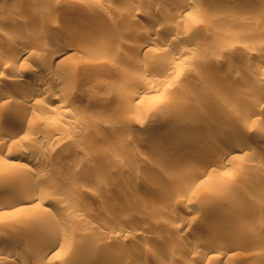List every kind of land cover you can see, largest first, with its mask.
Returning <instances> with one entry per match:
<instances>
[{"label": "rangeland", "instance_id": "1", "mask_svg": "<svg viewBox=\"0 0 264 264\" xmlns=\"http://www.w3.org/2000/svg\"><path fill=\"white\" fill-rule=\"evenodd\" d=\"M120 1L0 0V44L7 36H16L14 34L22 31L28 38L37 39L40 36V40L45 35L50 37L59 32L62 46L69 47L73 56L65 70L58 63H53L50 68L57 77L72 81L73 87L65 91L67 99L64 95L54 100L48 95H41L38 104L41 106L40 103H46L49 107L59 105L62 110L68 111L66 115L60 112L50 114L51 111L34 104L25 112V124L20 131H16L18 116L14 115L10 120L4 118L6 113L10 115L15 112L16 107L12 111L13 106L7 110L13 102H4L6 104L3 103L0 108V116L4 120L3 130L18 133L15 134L14 141L0 144V202L18 195L22 197L21 204L24 205L20 212L11 216L3 217V213L0 214V236L3 237L8 232V228L1 224L5 221L12 224L11 221H14L19 227H23L28 217L40 216L42 221L44 219L47 222L49 215L57 210L53 201L61 195L57 188L52 187V184L57 183L62 184L70 195L61 202L67 208L62 213L68 219L67 224L59 225L72 239V243L77 245L85 234L95 232L96 235L103 233L102 230L108 231L101 237L96 236L104 242L103 247L92 249L91 255L87 257L73 254L69 249L64 261L67 264H142L141 259L147 261L143 264H192L197 262L198 253L205 252L209 242L218 243L221 250L226 245L236 246L227 255H221L217 262L212 257L211 261L207 259L209 261H199L197 264H244L248 256H264V137L255 135L264 128V103L260 109H256L254 104L256 98L264 94V0H199L196 8L188 10L189 15L177 21L181 31L187 32L190 37L179 42L178 47L173 45L174 50L185 46L194 49L186 60H178L177 53L172 52L173 48L170 56L168 52L165 57V52L157 55L161 41L156 40L165 37L166 33L164 26L161 27L156 22L137 18L129 22V28L117 25L121 34L116 37L112 33L115 26H110L107 20L110 16L117 17L118 13L104 11ZM184 1L140 0L141 10H134L132 13L147 11L150 14H162L168 11L169 14L165 16H171L175 9H184ZM215 3L219 8L213 7ZM72 4L80 7L77 10L71 7ZM105 13L108 14L107 17H104ZM170 21L175 22V19L170 18ZM142 30L150 31L153 36L158 37L151 44V47L155 44L153 48L157 52L152 48L149 51H137L136 46L144 39ZM110 32L113 35H109ZM27 35L23 36L27 39ZM171 35L173 34L170 33ZM230 44L234 45L237 52L229 53ZM8 46L11 47L9 44ZM249 49L256 50L255 54L249 55ZM133 56L135 62L147 59L150 65L146 73L156 80L167 77L162 65L175 59L178 61V69L180 68L179 77L172 78L167 84L162 83V87L159 85L160 89L147 92L143 102L133 103L129 98L130 94L143 83L136 81L139 79L134 80L136 77L132 74L133 71L130 73L128 70L131 75L127 73V68L141 71L135 67L132 59L129 60ZM220 59L226 61L224 65H218L216 61H221ZM23 68L24 71L20 73L31 79V69L28 66ZM7 71H3L4 74L10 73ZM0 83L2 91L11 89L7 82L0 80ZM202 88L207 89V93ZM179 90L187 94L193 92V97L201 95V99L189 100L193 105L197 101L192 110L194 114L190 109L191 113L187 112L186 115L183 114L186 111L180 110L181 106L178 105L183 106L186 102L179 100L181 98L176 94ZM230 94L233 98L229 97ZM107 95L110 96V101H101ZM203 97L205 99L202 100ZM228 98L232 99L231 102ZM238 101L241 104L248 103L250 108L257 110L259 117L251 120L246 117L247 112H243L244 116H241L242 112L239 114L237 111ZM199 109H207L208 113L205 111L199 115ZM173 114L185 117L181 116L182 120L178 119V122L177 118L174 120ZM211 116L214 120L217 118L215 122ZM222 117L226 122L221 121ZM228 119H232L230 123ZM198 123L202 126L200 132L191 128L192 124L195 126ZM99 125L107 129V139L95 136V127ZM236 126L237 129L240 128L236 133L250 139L257 147L259 156L249 155L246 160L229 165L228 168H232V171L222 175L223 178L214 187L210 186L209 177L192 178L187 189L178 195L176 192H179V182L188 172L183 174L179 165L174 166L175 161L171 160L173 157L170 154L163 155V149L175 153L176 158L181 156L185 160H198L199 166L203 160L199 157L200 151H203L201 147L206 144L213 147L214 141L228 136H225L227 129H235ZM62 130L59 138L50 139L52 134ZM187 133L197 135L204 141L197 147L186 146L182 137ZM230 136L232 135L228 137ZM28 142L41 148L44 155L49 157L50 163L41 168L42 171L34 168L33 157L24 156L31 145ZM244 151L236 150L239 153ZM11 159L16 160V163H10ZM124 164H129L130 168H121ZM145 173L163 188L160 193L148 186H133L132 181L140 175H146ZM260 180L259 184L257 181ZM41 189L43 191L40 192L44 194H38ZM184 210H189L191 217L178 222L177 212ZM246 228L256 234L261 233L262 243L251 242L252 236L247 235ZM35 233L39 234L38 231H22L16 241H11L15 246L18 244L14 249L19 253L14 255H29L28 247L35 245L32 239L37 236ZM198 237L202 238V244L189 248L187 242ZM162 251L167 253L165 257L168 261L165 259L160 262ZM126 253L129 261L123 260L127 258ZM208 253L212 256L220 254L217 250ZM228 253L238 258L236 262L228 261ZM123 254L126 256L123 257ZM60 255L62 257L65 253ZM12 256L1 259L0 264H27V261L20 263L19 257L17 259ZM27 260L34 263L29 258ZM53 262L51 264H66Z\"/></svg>", "mask_w": 264, "mask_h": 264}, {"label": "bare ground", "instance_id": "2", "mask_svg": "<svg viewBox=\"0 0 264 264\" xmlns=\"http://www.w3.org/2000/svg\"><path fill=\"white\" fill-rule=\"evenodd\" d=\"M139 1L138 0H121L120 2H118L116 4L114 3L115 5L113 4V5L108 6V8H107L108 11L105 10L104 12H107V13L108 12H116V13H118V16L117 17L115 16L116 18L114 16L113 17L110 16V17H108V20L106 19L107 23L110 26L112 25V26H115V28H116L115 30L112 29V30H114L112 33L115 34V36L116 35L118 36V34H121V33L118 32V30H117L118 27H116L117 25L122 24L124 27L126 26L127 28H129L130 27L129 26V22L130 21L132 22L134 19L137 20V18L138 19L139 18H141V19L143 18L144 20L150 21L152 23L156 22L157 25L160 24L161 27L164 26L163 29H164V33H166V36L156 40L157 36L156 37L153 36L152 35L153 33H151L150 31L144 32V30H142L143 34L140 31V33L142 35V38H144V39L141 42V44L136 46L137 51H141V49L148 50V51L151 50V48L154 49L155 48V46H154L155 44L153 45L154 48L151 47L152 46L151 44H153V41L155 43V40L156 41L160 40L161 41V45L158 46L159 48L158 47H156V48H158L157 50L160 49L162 52L160 53V50H159V53L157 55H159V54L162 55L163 52H165L164 53V57H165V56H167V52H168V55L170 56V54L175 51L174 48H173V45H177V44H179V42L181 43L182 40L184 41L185 39H188L190 37V36H188L187 32L184 33L183 31H181V27L179 26V22H177V21H179L180 18H184V17H186V15H189L188 10L190 11L191 8H196L197 5L199 4V0H185V1L182 0V1H184V3L183 2L182 3L185 4L184 6H182V7H184V9H182V8L175 9L171 13V16L170 15L165 16L168 13V11L166 12L165 10H164L165 13H162V14H156V13L155 14H152V13L150 14L149 12L147 13V11L146 12L137 11L135 13H132V12H134V10H139L140 9L139 7H140V3L141 2H139ZM73 4H74V2H73ZM73 4L71 5V7H74L75 9L78 10V8L80 6H77L76 4L73 5ZM217 5L218 4L215 3V4H213V7L214 8H219V6H217ZM81 7H82V5H81ZM107 16H108V14L105 13L104 17H107ZM170 18L175 19V22L170 21ZM156 28L157 27H155V29ZM145 30H148V29H145ZM49 31L51 32V30H49ZM54 31L55 30H53V32ZM22 32L25 33L24 31H22ZM22 32L14 34L16 36H7V38H5V40L2 42V44H4V45L0 44V80L7 82L11 86V89L9 91H2V87L0 86V108H1V106H3L2 104L4 102L7 103V101H9V100L13 102V104L11 106L7 107V110H8V108L11 109L10 107L13 106V110L12 111H14L16 109L15 112L11 113L10 115L6 113L4 118L6 120H8V119L10 120V118L13 117L14 115H15V117L18 116V120L16 122V124H17L16 125V131L17 130L20 131V129L25 124V119H24L25 118V116H24L25 112L30 107L32 108L34 104H37L36 105L37 107L40 106L38 104L41 101V100H39L40 99L39 97L41 95L42 96L48 95L51 100L60 99V96L62 97L64 95L65 98L67 99V95H66L65 91H67L68 89L73 87L71 80H69V79L66 80L65 78H63L61 76L57 77L56 74L53 72V70H50L51 65L53 63H58L60 66L61 65L64 66L63 69L65 70V68H68L67 65L69 66V64L71 62V59L73 57L70 48L67 47V46H66L67 48L65 46H62L63 43L61 41V37H60L61 35L58 34L59 32L57 34L56 33L53 34L50 37H48L46 35L45 36L43 35L44 39H41V40L38 39V37H40V36H37L38 40L36 39V37H35V39L34 38L32 39L30 37L31 38L30 39V38H28V35L26 33L23 34ZM112 33L110 32L108 34L109 35L110 34L113 35ZM170 33H172L173 35L170 36ZM23 35H25V37L27 35V39ZM108 37H110V36H108ZM119 37H120V35H119ZM8 44L11 45V47H9ZM161 46H164V47H161ZM233 46H231V44L229 45V47H228L229 53H231L233 51L234 52L236 51V48L233 47ZM177 47H178V45H177ZM185 47L181 48V49H177L176 48L177 50L175 52L177 53V57L176 58H178V60L179 59L180 60H182V59L186 60L187 55L191 54L193 52V50H194L192 47H190V48H187V47L185 48ZM8 48H10V49H8ZM171 48H173L172 52H171ZM157 50H155V52H157ZM238 51H239V49H238ZM255 51H254V49H249L248 50V54L249 55H254ZM258 53H259V51H258ZM175 56L173 55V57H175ZM131 59L133 61L134 60V56L130 57L129 60H131ZM223 60H221V61L217 60L216 62L219 63L218 65H220V64H223V63L226 62V61H223ZM133 62H134V65H136L135 67L140 68L141 71H138V69H135V70L133 69L132 70L130 68H127V73L130 74L131 71H133L132 74L135 75L134 77H136V78H134V80L135 79H139V80H136V81H139L140 83L143 82L142 86L139 83L140 85L137 87L138 89H136V90H134V88L132 89V91L133 90L134 91L131 92L130 97H129L130 100L133 103L135 102L136 104H139V103L143 102V99L145 98L147 92H149V91H151V90H153L155 88H159L162 83H166L167 84L172 78H176L178 76V74H180V73H178V71L180 69V68L178 69V67H179L178 66V61L177 60L175 61V59L169 61L166 64L164 63V65H162V67L165 68L164 70L166 71V73L168 75H167V77L162 78V80H158L157 79L158 81L152 75H149L148 73H146V71L149 69V65H150L147 62V59L146 60L145 59H141V60L139 59L138 61H136V62L133 61ZM262 64L264 65V62ZM25 66H28V68L31 69V73H30L31 76H32L31 79L30 78L29 79L25 78L22 75V73H20V72L24 71L23 67H25ZM7 70L10 72L8 75L4 74L5 72H3V71H7ZM128 70H130V73L128 72ZM166 79L168 81H166ZM131 81L134 83L133 78L131 79ZM175 81H173V82H175ZM206 81H208V79ZM209 81L208 82L211 83V80H209ZM136 84H138V83H136ZM169 84L171 85L172 82H170ZM0 85H1V83H0ZM157 85H158V87H157ZM162 86H163V84H162ZM135 87H136V85H135ZM202 90H204V89L202 88ZM204 91L207 93V89L204 90ZM177 93H178V95L180 96L181 99H179L178 97L177 98L180 101L184 100L186 102V103H183V106L180 103H179L180 105H178V106H181L180 110L186 111L185 113H183L184 115H186L187 112L191 113L189 111V109L192 111L193 108H195V104L197 103V101H195L196 103L194 102L195 104L193 105L192 104L193 102L191 103L189 100L193 99V101H194V99H201V95H199V96H195L194 95L195 97H193L192 96L193 92H191L190 94L188 93L189 94L188 95L183 90L182 91L179 90L178 92H176V94ZM199 93H201V91ZM231 96H232V94L229 95V97H231ZM109 97L110 96H108V95L107 96H103L101 101L108 102L111 99ZM232 98H233V96H232ZM203 99H205V98L203 97L202 100ZM228 99H229V102H231L232 99L231 100H230V98H228ZM256 99L257 100L254 101L255 108L256 109H260L261 106L264 103V94H261ZM208 101H210V100L208 99ZM227 102H228V100H227ZM6 103H4V105ZM202 103H204V102L202 101ZM241 103L240 102L239 103L236 102V106L238 104V107H237L238 113L241 114V112H242V114H243L241 116H244V113L247 112L248 116H246V115L245 116L246 117H250L249 119H251V120H253V119L255 120V119H257L259 117L257 115L258 114L257 110H253L252 108H250V106L247 105L248 103L247 104H241ZM40 104H41L40 107H42V109L47 110L49 112L51 111L50 114L52 112L53 113L56 112V114L60 112V113H63V114L65 113V115H66V113L68 112L66 109L62 110L63 108L61 109L59 105L58 106L54 105V107H49V105L46 104V103L45 104L44 103H40ZM185 104H186V106H185ZM233 104L235 105V102ZM46 105H48V107ZM206 110H204V111L202 110L201 111L199 109V111H200L199 115L200 114L201 115L204 114ZM196 112H198V111H196ZM192 114H194L193 111H192ZM68 115L69 114H67V116ZM184 115L182 116V114H179L177 117H176V115H174V117L172 115L171 116L174 118V120L177 118V121H178V119L180 120L181 116L185 117ZM205 115H208V114H205ZM202 117H205V116H202ZM211 117L213 118V116H211ZM227 118H229V117H227ZM208 119L210 120V118H208ZM216 119L217 118H215V120ZM221 119H223V117ZM215 120L213 118L214 122H215ZM218 120H219V118H218ZM231 120H229V123H230ZM2 121H4L3 117L0 116V144L2 142H8V141L10 142L11 140L14 141L16 133L15 132L7 133V131L5 132L3 130L4 128H2ZM221 121H225V119H223ZM211 122H212V120H211ZM188 125H190V124H188ZM239 125H237V126L239 127ZM245 125L247 126V124H245ZM192 126L193 127H191V128H193L194 130L195 129L199 130V132H200V129H202V128H200L202 126H200L199 123H198V125L196 124L195 126L192 124ZM237 126H236L235 129L234 128L230 129V130L227 129L228 130L227 134L225 132V136L226 135H228V136L232 135V136H230V137L227 136L225 138H222V140L219 139L217 141H214V144H213L214 146L213 147L207 146V144H206L207 147L206 146L205 147L204 146L201 147V148H203V151H200V156L199 157H201L203 160H202V162L200 163L199 166H198V163H197L198 160L195 162L193 159H189L188 160L187 157H186L187 160H185L184 159L185 157L183 158L181 156H177V154H176V156H177V158H176L174 156L175 153L163 149V151H162L163 153L161 152L163 155H165V154L169 155L170 154V157L171 158L173 157V159H171L170 157H169V159L175 161V162H173L174 166H175V164L179 165V167H180L179 169L182 170L181 172H183V174H185V172L189 173V175H187L188 173L186 174V177L184 179L180 180V182H179V185H180L179 192H176V193H178V195H180V193H182L184 190L187 189V187L189 186V184H188L189 180L192 179V178L193 179H197V178H203L204 179V177H206V178L209 177V184H210V186L214 187L216 184H218L219 180H221L223 178L222 175L225 176L226 174H228V171H232V168H228L229 165L233 166V165L237 164L238 162H240L241 160H246L247 157H249V155L250 156H252V155L259 156L258 153H257V150H256L257 147H255L254 143L250 139L242 137L241 135L236 133V131H238L240 129V128L237 129ZM185 127H187V126H185ZM248 127L249 126H247V128ZM95 128H96L95 136L97 138L107 139V137L109 136L107 129L100 127V125L98 127H95ZM67 129L68 128H66V130ZM193 129H191V130L193 131ZM204 129H205V127H204ZM63 130H62V132L60 131V132H55L54 134H52L50 139L51 140H55V139L59 138L61 136V134L63 133ZM254 131H256V129ZM109 132H110V130H109ZM201 132H202V130H201ZM244 133H246V131ZM187 134L188 135L184 134L183 137H182V140H184V143H185L186 146L190 145L189 147H191V145H192V147H193L195 145V147H197V145H199V144L201 145L202 144V143H200L201 141H204V139L200 140L199 137H197V135L193 136L194 134L193 135H191V133H190V135H189V133H187ZM197 134L200 136L199 133H197ZM255 135H257L258 137H262V136L264 137V128L262 127V129L258 130ZM28 143H29V145L30 144L31 145L29 147L28 152H26L24 156L25 157L28 156V157H33L34 158V160H35L34 168L36 170H38V169L41 170V168L43 169L48 164V162L50 163L49 157L44 155L43 150H41V148L39 149V147L38 148L34 147L33 143H31V142H28ZM210 144H212V143H210ZM240 149H243L245 151L242 152V153L236 152V150H240ZM168 155H165V156H168ZM174 157L176 159H174ZM10 163H16V160H14V159L12 160L11 159ZM10 163L9 164L7 163V164L10 166V165H12ZM172 166H173V164H172ZM182 166H184V167H182ZM176 167H178V166H176ZM121 168H124V169L127 170L128 168H130V166H129V164H127V165L124 164V166H122ZM189 170H190V172H189ZM45 172L46 171L44 170V173ZM22 177H23V175L21 176V178ZM153 179H154L153 177H151L148 174H146L144 176L140 175V177L136 178V180L134 179V181H132V182H133V186H135V188H137V187H139V188L140 187H147L148 186L151 190L160 193V191L163 190V188L161 186L159 187L158 185H156L154 183L155 179L154 180ZM257 182L260 184L261 180L257 181ZM52 187L57 188L56 190L57 191L59 190V193H61V195L58 193L59 195L57 196V199H55L53 201V203H55L56 206H57V210L54 213L52 212L49 215L48 218H49L50 221L48 220L46 222V221H44V219L42 221V219H40V216H31V217H28V220L24 224L23 227H19L17 223H14V221H11V222H13V224H12V223L9 222V220H7V222H9V223H5L6 221L1 223V224H4V226L2 225V227L6 228V229L8 228L6 230V232L7 231L8 232L5 233V236H3V235H2L3 237L0 236V254L1 253L5 254L3 256L0 255V260L1 259L5 260V258L8 257V256H12V255L16 256V255H18L19 251L17 253L16 250H15L16 249L15 247L18 244L15 246V245L12 244L11 241H14L15 239H17L16 237H19L18 235L21 236L20 233H22V231H27V232H31V231L36 232V231H38L39 234L35 233L37 236L32 238L34 240L33 242H35V245L30 246V247L27 246L28 250H30V253L27 251L29 253V255L26 254V255H28V256H26L24 254L26 256L25 257V256H23V254H19L20 256H18L19 257L18 261H20V263H24L25 261H27V264L32 263L29 260H27L28 258L34 261V263H32V264H51L53 261H55L56 263L59 262V261L62 262V263H66V262H64L66 260L65 256L69 252V249H71L73 251V254L75 253L76 255L79 254L81 256L87 257V256L91 255L92 249L95 250V249H99V248L103 247L102 245H103L104 242L101 241L100 239H98V237H96V236L97 235H99V236L101 235L102 236V234L108 233L107 230H102L103 233H101V234L98 233L96 235H95V232L94 233L91 232L88 235L85 234V235H83L81 237V240H80V242L77 245L72 243V241H71L72 239L69 237V235L67 233H65L64 230H61L62 226L66 225L67 224L66 222L68 221V219L65 218L64 215L62 214L64 211H66L67 208H66V206L61 204V202H62V200H65V198H67L68 196L70 197V195L67 192L68 190L65 189L64 186H62V184L54 183V185L52 184ZM42 189H43V186H42ZM42 189L39 190L38 194L42 193V192H40V191L44 190V189L43 190ZM42 194H44V193H42ZM175 195L176 194H174L173 196H175ZM21 198L22 197H19L18 195H12L11 197L5 198L3 200V202H0V211H1L0 214L3 213L2 215H3V217H5V216H11V214L20 212L24 208V205L21 204L22 203L21 202V200H22ZM72 205L75 206L74 203ZM259 214H262L261 211L259 212ZM177 216H178L177 217L178 218V222H183V221L189 219L191 217V214H189V210H184V211H178L177 212ZM59 224H61L62 226L59 225ZM20 229H23V230L21 231ZM246 233H247L248 236H252L251 237V239H252L251 242H253L254 244H261L262 243L261 239H262L263 236H262L261 233H260V235L256 234L255 232H253L252 230H249L247 228H246ZM201 240H202L201 237L200 238L198 237L197 239L193 238V240L187 242L188 247L189 248H192V246L193 247H198L199 244H202ZM70 242H71V245H69ZM171 245H176V244L175 243H173V244L171 243ZM19 246H22V245H19ZM234 246H236V245H232V244H230L228 246L226 245L225 248L223 250H221L222 247H220V245L218 243L209 242L207 244V247L205 248V252L202 251V253H198L197 254V257H196L197 258L196 259L197 262L196 263L194 262V263L197 264V263H199V261H205L207 259H209L211 261L212 257L215 258V259H213V261L217 262L222 257L221 255H223V254L227 255V252H229L231 249H233ZM214 250L219 251L220 254H218V255L214 254L212 256L211 254L208 253V252L214 251ZM62 251H64V252H62ZM60 252L61 253H65V255L60 257L61 256ZM14 254H16V255H14ZM124 254L122 256L125 257L127 255V258L126 257L125 258L122 257L123 260L125 259V261L126 260L129 261L128 260L129 259L128 258L129 257L128 254L127 253H126V255H124ZM166 254L167 253L165 251H162L160 253V255H161L160 262L161 261H165V259L167 258V257H165ZM234 256H235L234 254L228 253V257L227 256L226 257L228 258V261L233 263V262H236V260L238 259L237 257H234ZM18 257H17V259H18ZM209 260H207V261H209ZM28 261L30 263H28ZM50 261H52V262L50 263ZM145 261L146 260H142L141 259L140 263L143 264V262H145ZM14 262H17V261H14ZM194 263H192V264H194ZM244 264H264V256L262 254H253L250 257L248 256V258L244 261Z\"/></svg>", "mask_w": 264, "mask_h": 264}]
</instances>
